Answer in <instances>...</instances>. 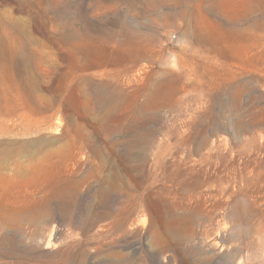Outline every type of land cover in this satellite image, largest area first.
Masks as SVG:
<instances>
[{
  "label": "rangeland",
  "instance_id": "1",
  "mask_svg": "<svg viewBox=\"0 0 264 264\" xmlns=\"http://www.w3.org/2000/svg\"><path fill=\"white\" fill-rule=\"evenodd\" d=\"M123 20L151 44L136 63ZM248 141L264 0H0V264H264Z\"/></svg>",
  "mask_w": 264,
  "mask_h": 264
},
{
  "label": "bare ground",
  "instance_id": "2",
  "mask_svg": "<svg viewBox=\"0 0 264 264\" xmlns=\"http://www.w3.org/2000/svg\"><path fill=\"white\" fill-rule=\"evenodd\" d=\"M121 23H122L121 24L122 31L119 32V35H121V38L119 40V45L124 47L125 49L124 53L126 60L130 63H136L139 60L147 57L148 51L151 48L150 47L151 44L143 40V35L140 32L141 30L139 26L137 27L133 23L126 20L121 21ZM114 35L115 33H109L104 38L105 40H111ZM162 88L163 87L160 84V82H157L154 86L152 93H156ZM159 103L160 104L158 105L161 106L164 102H159ZM179 145L180 143H172L168 146L167 150L171 151L177 149ZM223 148L225 147H223L222 144L220 143L215 144L214 142H212L210 144H204L201 147L200 146L198 148L195 147L197 157H193L191 152L194 149L191 146L185 145V150L188 151V156L190 157V160L194 162L197 160L207 161L212 156L213 153ZM262 148H264V143L259 142L258 144H255L249 141L242 145L230 147L231 150H236L237 152L242 153L246 156L249 155L251 150L259 151ZM240 177L241 180L247 183H252L254 186L256 185L262 188L264 186V160L257 161L255 159H251L247 164H245L242 167Z\"/></svg>",
  "mask_w": 264,
  "mask_h": 264
}]
</instances>
